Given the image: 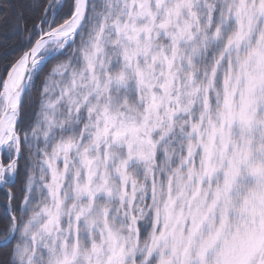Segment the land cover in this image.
Segmentation results:
<instances>
[{
    "label": "snow or ice",
    "instance_id": "obj_1",
    "mask_svg": "<svg viewBox=\"0 0 264 264\" xmlns=\"http://www.w3.org/2000/svg\"><path fill=\"white\" fill-rule=\"evenodd\" d=\"M0 264H264V0H0Z\"/></svg>",
    "mask_w": 264,
    "mask_h": 264
}]
</instances>
